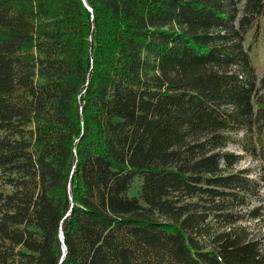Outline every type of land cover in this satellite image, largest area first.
<instances>
[{"label": "trees", "instance_id": "trees-1", "mask_svg": "<svg viewBox=\"0 0 264 264\" xmlns=\"http://www.w3.org/2000/svg\"><path fill=\"white\" fill-rule=\"evenodd\" d=\"M261 60L264 0H0V264H264Z\"/></svg>", "mask_w": 264, "mask_h": 264}, {"label": "rangeland", "instance_id": "rangeland-1", "mask_svg": "<svg viewBox=\"0 0 264 264\" xmlns=\"http://www.w3.org/2000/svg\"><path fill=\"white\" fill-rule=\"evenodd\" d=\"M257 73H258V77L259 79H264V60H261L258 64H257ZM235 153L236 154H242V152H240L239 148H235ZM232 151H234V148L232 149ZM261 165V161L256 160L248 155H245L244 160L238 165L239 169H243V168H247V167H252L254 169H258Z\"/></svg>", "mask_w": 264, "mask_h": 264}, {"label": "water", "instance_id": "water-1", "mask_svg": "<svg viewBox=\"0 0 264 264\" xmlns=\"http://www.w3.org/2000/svg\"><path fill=\"white\" fill-rule=\"evenodd\" d=\"M61 237H62V241H63V234H61Z\"/></svg>", "mask_w": 264, "mask_h": 264}]
</instances>
